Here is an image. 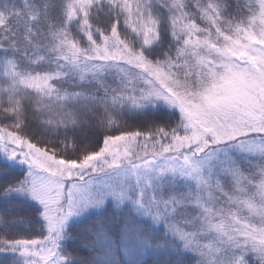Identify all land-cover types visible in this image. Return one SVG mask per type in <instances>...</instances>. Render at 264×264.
<instances>
[{"label":"snow or ice","instance_id":"6c2138e0","mask_svg":"<svg viewBox=\"0 0 264 264\" xmlns=\"http://www.w3.org/2000/svg\"><path fill=\"white\" fill-rule=\"evenodd\" d=\"M0 264H264V0H0Z\"/></svg>","mask_w":264,"mask_h":264}]
</instances>
